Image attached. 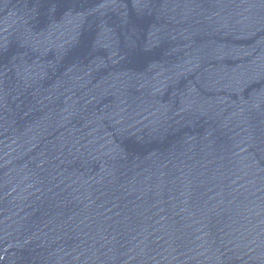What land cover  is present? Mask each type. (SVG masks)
<instances>
[{"label":"water","instance_id":"water-1","mask_svg":"<svg viewBox=\"0 0 264 264\" xmlns=\"http://www.w3.org/2000/svg\"><path fill=\"white\" fill-rule=\"evenodd\" d=\"M0 264H264V0H0Z\"/></svg>","mask_w":264,"mask_h":264}]
</instances>
